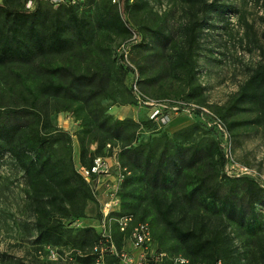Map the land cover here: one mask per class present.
Masks as SVG:
<instances>
[{"label": "trees", "instance_id": "1", "mask_svg": "<svg viewBox=\"0 0 264 264\" xmlns=\"http://www.w3.org/2000/svg\"><path fill=\"white\" fill-rule=\"evenodd\" d=\"M184 1L191 6L207 5L209 12L225 8L215 0L209 4L204 0ZM136 5L119 0V11L112 13L108 6H102L94 15L83 16L77 12L78 5L63 4L53 9L37 4L29 10L22 8L20 0L0 3V99H8L0 105V155L9 154L24 174L35 242L42 249L58 250L65 240L86 254L78 256L76 251L74 263L93 264L89 250L100 241L91 226L73 236L63 231L66 222L87 220L89 202L97 208L93 219L101 216L90 185L75 170L70 135L53 124V115L66 112L79 122L76 138L81 166L89 169L96 156L105 157L103 151L113 154L115 149L118 163L129 172L119 193L120 209L113 215L133 217L139 208L145 216L151 208L163 223L158 235L160 246L155 250L151 226L133 217V225L148 224L154 254L164 255L156 264H171L176 255L184 256L190 264H264V222L255 210L264 190L250 178L243 183L246 202L235 203L209 181L206 163L198 162V151L194 149L187 160L173 162L175 180L170 192L151 186L149 198H144L147 190L142 186L143 179L150 176L158 181L166 177L167 161L163 155L150 160L147 145L136 144V122L114 119L108 114L109 106L137 104L131 82H126L133 70L124 65L122 56L113 54L111 47L114 36L130 33L123 15ZM149 31L150 56L166 55L170 71L185 80L184 88L192 94L199 87L195 81V24L187 22L180 35H171L159 24ZM134 34L137 45H143L139 34ZM138 69L144 77L143 67ZM157 73L166 72L160 68ZM169 102L191 103L183 99ZM215 109L227 130L237 126L264 128V63L258 64L238 90ZM154 123L160 127L167 124ZM198 127L194 123L173 131L172 139L187 140ZM210 145L211 160L216 156L223 167L222 150L216 142ZM125 205L127 209H122ZM185 217L189 219L183 224ZM218 221L229 223L233 232H227L228 226H217ZM234 232L238 233L235 238L231 236ZM113 236L120 246L122 235L114 228ZM79 240H83L81 244ZM165 251L174 254L167 255ZM106 261L117 264L114 258Z\"/></svg>", "mask_w": 264, "mask_h": 264}, {"label": "rangeland", "instance_id": "2", "mask_svg": "<svg viewBox=\"0 0 264 264\" xmlns=\"http://www.w3.org/2000/svg\"><path fill=\"white\" fill-rule=\"evenodd\" d=\"M28 1L33 5L43 4L54 9L44 0H20L23 9L26 8ZM126 1L129 5L137 4L123 15V20L131 30L130 33L113 37L111 44L113 54L117 58L122 56V60L133 70L126 82L136 81L138 90L148 99L158 101L161 110L167 112L169 109L166 106L174 107L169 101L183 99L191 102V105L202 106L217 116L216 106L223 105L247 80L251 71L258 64L264 63V0H215L216 3L225 6L224 9L215 12H209L207 5L191 6L184 0H135L136 3H133L135 2L133 0ZM211 1L204 0L206 4ZM102 6H108L112 13L119 11V4H113L112 0H80L77 12L79 15L92 16ZM187 22L194 23L198 33L195 81L199 87L194 88L192 94L188 88H184L185 80L170 71L166 55L161 53L159 58L151 57L149 49L150 28L159 24L171 35H180L182 26ZM134 31L139 34L143 45L138 46L134 41L136 38ZM117 62L119 63V60ZM139 67H143L144 77L140 76ZM160 68L166 73L158 74ZM120 79L121 77L118 78L119 81ZM6 102L7 97L0 99V105H5ZM105 103L110 105L107 100ZM170 112L172 114H169V122L160 127L151 121L150 108L140 107L135 103L108 107V114L114 119H131L136 122V144L147 145L150 160H156L163 155L167 161L169 169L166 177L158 181L150 176L143 179L142 186L147 190L144 193L145 200L150 196L151 186L165 188L170 192L175 180L173 162L187 160L193 155L194 149L198 151L195 157L198 162L206 163L205 168L211 176L209 181L219 186L222 193L229 194L235 203L246 202L243 183L247 177L236 178L232 175L238 173L242 167L251 170L254 177L250 180L264 190V128L237 126L231 131L227 130L233 162L226 164L224 161V166L220 167L216 156L212 160L210 158L213 152L210 142H216L219 147L222 143L216 129L201 122L196 112L175 113L172 110ZM204 117L206 120L209 119V116ZM52 121L56 127L70 135L73 160L77 161L79 146L76 134L80 129L79 122L66 112L53 115ZM194 123L199 127L187 140L182 137L173 140L172 132L167 130L174 124L178 126L175 130L177 131ZM91 148L94 149L95 146ZM102 154L107 158L112 157V154L106 151ZM138 162L139 159L136 164ZM25 189L24 174L15 161L7 153L0 155V264H73L66 260V257H75L79 249L65 243V240L56 250L61 256L58 260L48 259L49 250L42 249L35 242L34 220L27 208ZM126 205L122 206V209L126 208ZM255 210L264 222V197L255 204ZM96 213L95 203L89 202L85 210L87 220L73 221L71 224L66 222V226H63L64 233L73 236L86 226H95L93 218ZM133 217L136 221L147 222L151 226L157 250L160 246L158 235L163 226L161 220L151 208L145 216L144 212L137 208ZM143 217L144 221H140ZM187 219L189 217H185L182 223H187ZM214 224L215 221L210 225ZM216 225L228 226L227 232L230 234L233 232V228L226 221H218ZM237 234L234 232L231 236L235 238ZM79 241L81 244L83 240ZM234 242L239 246L238 239ZM87 249L88 247H85V252ZM165 252L167 255L174 254ZM107 264L114 263L110 261Z\"/></svg>", "mask_w": 264, "mask_h": 264}, {"label": "built area", "instance_id": "3", "mask_svg": "<svg viewBox=\"0 0 264 264\" xmlns=\"http://www.w3.org/2000/svg\"><path fill=\"white\" fill-rule=\"evenodd\" d=\"M53 7L59 5H78L80 0H44ZM112 3H118L119 0H112ZM32 2L28 1L27 9H32ZM124 65L128 66L125 62ZM130 67V66H129ZM131 94L140 107L150 108V119L160 124H166L169 121L170 110L175 113L196 112L200 121L214 127L216 132L222 138L220 147L222 148L224 161L226 164L233 162L232 154L228 143L227 129L223 123L212 113L202 106L185 105L178 103L174 107L166 106L169 111L163 112L158 101L150 100L144 96L137 88L136 81L131 83ZM162 111V112H161ZM204 116H209L206 120ZM110 148V145H107ZM116 150L113 149L112 157L96 156L93 159L92 166L88 169L80 164L75 165L76 172L90 185L93 197L98 205L100 219L95 220L96 225H90L100 236V241L90 250V255L94 257L93 264H107V258H114L117 264H156L164 255H155L152 250V235L147 223H137L133 225L131 215L114 216L113 214L120 209L119 193L126 175L129 174L126 168L120 166L116 158ZM234 176H244L253 178V173L247 167H242L239 172L232 174ZM230 176V177H234ZM114 225V226H113ZM78 227V226H74ZM113 228L122 235L120 246L114 240ZM44 249V248H43ZM49 250L50 260L61 259L56 253V249L45 247ZM138 251L136 255L134 252ZM78 256L86 255L82 251H77ZM65 257V256H64ZM66 260L74 263L71 257ZM171 264H190L189 260L182 255H176L171 259ZM220 264V263H218Z\"/></svg>", "mask_w": 264, "mask_h": 264}, {"label": "crops", "instance_id": "4", "mask_svg": "<svg viewBox=\"0 0 264 264\" xmlns=\"http://www.w3.org/2000/svg\"><path fill=\"white\" fill-rule=\"evenodd\" d=\"M176 129H178V126H177L176 124H174L173 126H169V131H170V132H173V131H175ZM77 158H78V156H77ZM77 164H79V163H78V159H77V161H75V165H77ZM134 253L137 255L139 252H138V251H135Z\"/></svg>", "mask_w": 264, "mask_h": 264}]
</instances>
